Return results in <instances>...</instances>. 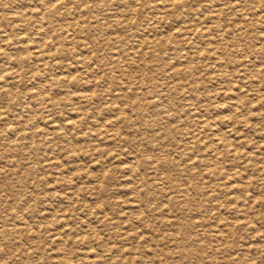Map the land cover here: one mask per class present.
Masks as SVG:
<instances>
[{
	"label": "rangeland",
	"instance_id": "374dc122",
	"mask_svg": "<svg viewBox=\"0 0 264 264\" xmlns=\"http://www.w3.org/2000/svg\"><path fill=\"white\" fill-rule=\"evenodd\" d=\"M182 262L264 264V0H0V264Z\"/></svg>",
	"mask_w": 264,
	"mask_h": 264
},
{
	"label": "bare ground",
	"instance_id": "6f19581e",
	"mask_svg": "<svg viewBox=\"0 0 264 264\" xmlns=\"http://www.w3.org/2000/svg\"><path fill=\"white\" fill-rule=\"evenodd\" d=\"M199 256V255H198ZM182 264H183V262H182Z\"/></svg>",
	"mask_w": 264,
	"mask_h": 264
}]
</instances>
